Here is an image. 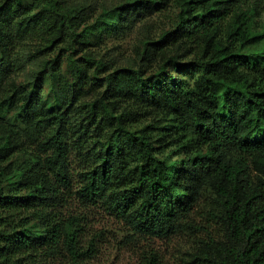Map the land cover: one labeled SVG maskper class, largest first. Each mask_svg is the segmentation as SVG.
Segmentation results:
<instances>
[{
	"label": "trees",
	"instance_id": "trees-1",
	"mask_svg": "<svg viewBox=\"0 0 264 264\" xmlns=\"http://www.w3.org/2000/svg\"><path fill=\"white\" fill-rule=\"evenodd\" d=\"M171 5L136 65L87 50ZM97 6L0 0V264L91 257L73 198L133 239L192 236L188 264H264V0ZM28 39L43 59L22 82Z\"/></svg>",
	"mask_w": 264,
	"mask_h": 264
},
{
	"label": "rangeland",
	"instance_id": "rangeland-1",
	"mask_svg": "<svg viewBox=\"0 0 264 264\" xmlns=\"http://www.w3.org/2000/svg\"><path fill=\"white\" fill-rule=\"evenodd\" d=\"M69 4L81 3L83 0H66ZM96 6L105 4L108 7L120 5L130 0H89ZM89 9L93 17L102 10L101 7ZM178 10L171 5L167 11L148 12L144 17L136 18L131 27L123 34L110 35L96 44L87 46L95 57L115 66L137 64L142 56V42L155 39L170 25V16ZM257 28L264 25V13L256 17ZM38 40L28 39L23 41L18 50L24 64L19 72L18 80L28 82L35 77V70L39 67L43 56L38 51ZM151 47V46H150ZM149 47V48H150ZM58 51L55 49L47 56ZM85 49L79 48L75 57L82 56ZM62 57V66L67 65L66 56ZM47 89V88H46ZM74 166L77 164L74 163ZM80 216L83 227V248L93 251L91 257L79 261L80 264H142L145 256L152 252L157 253L164 264H188L186 254L193 247V237L186 233L174 235L170 238L138 239L131 238L124 223L102 207L91 204H83L77 198H73L66 210ZM51 264H73L69 255L56 257Z\"/></svg>",
	"mask_w": 264,
	"mask_h": 264
}]
</instances>
